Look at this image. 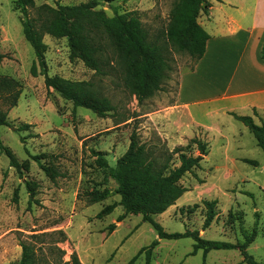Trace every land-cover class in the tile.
<instances>
[{
  "label": "rangeland",
  "instance_id": "374dc122",
  "mask_svg": "<svg viewBox=\"0 0 264 264\" xmlns=\"http://www.w3.org/2000/svg\"><path fill=\"white\" fill-rule=\"evenodd\" d=\"M15 0H0V74L21 83L17 104L8 109V121L13 127L29 123L26 130L0 126V139L10 148L19 162H27L21 177L9 165L7 155L0 150V264H18L21 242H30V235H45L31 241L39 256L55 257L51 250L53 232L62 230L66 240L57 243L64 249V260L76 252L83 264H246L237 249H213L205 254L200 249L190 254L191 237L159 239L145 254L143 247L157 239V233L139 214H123L114 192L115 182L104 169L94 164L92 150L101 151L113 166L126 150L130 134L154 146L156 154L166 155L175 147L186 154L197 155L193 137L208 143V154L193 173H186L180 184L184 193L164 213L154 215L166 232L197 230L205 239L241 242L244 233L256 227V236L246 251L264 263V154L253 134L234 117L221 122L222 137H206L197 126L192 131L171 136L168 123L169 105L178 100L180 82L188 86L192 59L184 53L171 52V71L163 81L162 90L138 104L135 96L123 85L118 71L96 74L81 60L69 58L65 37L45 34L47 50L44 54L47 73L72 80L92 81L99 93L107 96L114 109L100 117L84 107H73L55 90L44 85L43 76H33L31 65L36 61L31 45L24 38L20 13L13 8ZM87 0H34L30 15L41 4L75 5ZM174 0H100L108 16L109 5L119 12L137 11L153 38L166 27L168 13ZM39 72V67H37ZM184 78V79H183ZM186 98V93H183ZM0 107L6 105L0 100ZM243 115H250L242 111ZM255 123L259 124L257 120ZM41 155L39 162L53 165L59 175L50 180L32 156ZM252 159L257 165L243 161ZM171 165H177V154H172ZM36 183L31 203L24 181ZM108 188V194L89 203L85 191ZM16 192V193H15ZM216 199V214L207 228H203L206 208L204 200ZM116 204L111 213L97 218L96 214L108 204ZM192 208V211H190ZM114 227L108 230V226ZM49 247V248H48ZM141 250L140 254H137ZM135 255L137 257L131 260ZM42 264V263H41Z\"/></svg>",
  "mask_w": 264,
  "mask_h": 264
},
{
  "label": "trees",
  "instance_id": "16d2710c",
  "mask_svg": "<svg viewBox=\"0 0 264 264\" xmlns=\"http://www.w3.org/2000/svg\"><path fill=\"white\" fill-rule=\"evenodd\" d=\"M207 0H174L168 13V22L165 28L159 30L150 38L137 11L119 12L117 7L109 5L113 14L108 16L101 6L100 0H87L75 5L41 4L36 7L35 15H30V7H34V0H15L13 8L20 13V23L24 38L34 50L36 61L31 65L33 76L42 75L44 85L55 90L63 99L73 103V107H84L96 115L104 117L114 109L110 99L94 88L92 81L72 80L60 75L50 76L44 54L47 44L43 37L48 34L52 37L67 39L69 58L79 59L96 74H107L108 69L118 71L123 85L133 94L138 104L154 96L162 90V84L171 71V52L187 54L192 59L190 70L203 56L206 42L209 38L206 30L199 24L200 13L209 7ZM5 55L0 53V59ZM261 58L264 60V41L261 47ZM39 67V72L37 71ZM21 94V83L7 75L0 74V100L6 109L0 107V126L13 127L8 121V109L14 107ZM236 120L241 121L253 134L257 146L264 154V120L257 124L251 115H238L230 113ZM253 114H256L255 109ZM29 123H23L16 130H26ZM197 155L186 154L175 147L166 155L156 154L154 146L139 139L133 131L129 137V144L125 152L116 159L113 166L109 165L101 151L92 150L94 164L104 169L116 184L114 192L119 195L118 205L123 208V214L117 220L123 219L124 214H139L142 221L148 222L157 233V239L152 241L145 254H150L159 239H176L191 237L194 240L190 254L198 250L205 254L213 249H237L242 261L246 264H264L247 253V246L256 236V227L244 233L241 242H228L205 239L197 230L184 232H166L163 227L153 219L154 215L165 212L186 190L180 179L186 173H193L200 167V162L208 154V143L198 137H193ZM0 150L8 159L9 165L16 169L21 177L22 168L28 169L27 162H19L10 148L3 145L0 139ZM172 154H177L178 164L171 165ZM32 158L39 163L40 168L50 180L54 181L59 175L53 165H44L39 162L41 155ZM244 162L257 165L252 159L243 158ZM25 187L29 193L28 202L31 203L36 183L25 180ZM109 192L108 188L102 190L91 189L85 191L88 202L101 201ZM16 193V192H15ZM217 201L204 200L206 208L202 227L207 228L213 220ZM116 204H108L97 214V218L109 214ZM192 211V208H190ZM114 223L108 226V230ZM55 241L51 250H55V257L47 259L39 256L38 250L31 242L41 239L45 235H30V242H21V255L18 264H83L76 252H72L69 260H64V249L57 243L67 238L62 230L53 232ZM49 248V247H48ZM141 250L137 253L140 254ZM137 257L135 255L131 260ZM147 256L146 264H149ZM204 264V262H203Z\"/></svg>",
  "mask_w": 264,
  "mask_h": 264
},
{
  "label": "crops",
  "instance_id": "0c3cea01",
  "mask_svg": "<svg viewBox=\"0 0 264 264\" xmlns=\"http://www.w3.org/2000/svg\"><path fill=\"white\" fill-rule=\"evenodd\" d=\"M207 1L198 22L209 38L186 75L188 86L180 82L178 100L168 106L171 136L194 126L206 137L221 136V122L231 112L246 110L259 124L264 120V0Z\"/></svg>",
  "mask_w": 264,
  "mask_h": 264
}]
</instances>
